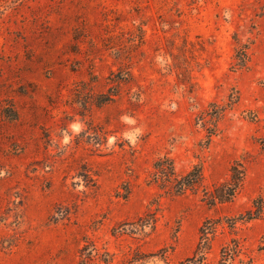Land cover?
Instances as JSON below:
<instances>
[{
    "label": "rangeland",
    "instance_id": "obj_1",
    "mask_svg": "<svg viewBox=\"0 0 264 264\" xmlns=\"http://www.w3.org/2000/svg\"><path fill=\"white\" fill-rule=\"evenodd\" d=\"M167 160L197 182L153 180ZM232 240L264 264V0H0V264H218Z\"/></svg>",
    "mask_w": 264,
    "mask_h": 264
},
{
    "label": "trees",
    "instance_id": "obj_2",
    "mask_svg": "<svg viewBox=\"0 0 264 264\" xmlns=\"http://www.w3.org/2000/svg\"><path fill=\"white\" fill-rule=\"evenodd\" d=\"M167 169L168 170H164V168L162 167V164H160V162H158L157 164H155V170L156 172L153 175V180H163L164 182L170 183L171 181L175 182L176 185L174 188H176V193L181 191L183 188H187L192 186L193 184H195L198 180V176L195 178V180H190L189 176H185L183 178H180L179 180H177V177L175 176V172H174V168L173 165L170 161L167 160ZM236 171L235 168L231 169V184L229 186H231V192H233L239 185V183L242 180V173H239L238 177H235V174L232 172ZM232 194L228 195L231 196ZM213 199H219L216 196H213ZM228 199L226 198H220L219 200H226ZM262 211V207L260 206V204L256 207V210L254 212H247V219L248 220H252L255 219L256 217L259 216V214ZM231 225L230 228L233 229L234 225H235V220H231ZM219 222H214L212 223V225L208 226H204L201 227V229L199 230L200 233V237H201V241L204 243V246H199L197 248V250L203 252L206 249V243L208 241V237L207 235L210 233L208 231L214 232L216 229V226L218 225ZM262 249V248H260ZM243 245L241 244V242L239 240H232L231 244L228 246H224L221 248L220 250V257L221 259L219 260L218 264H235V258L239 257V255H241L243 252ZM192 264H196V261L191 262ZM238 264H251V262L249 261V263L244 262L242 260L238 261Z\"/></svg>",
    "mask_w": 264,
    "mask_h": 264
}]
</instances>
